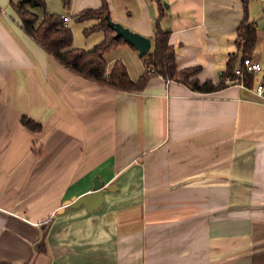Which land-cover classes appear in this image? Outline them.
Instances as JSON below:
<instances>
[{
  "label": "crops",
  "instance_id": "obj_1",
  "mask_svg": "<svg viewBox=\"0 0 264 264\" xmlns=\"http://www.w3.org/2000/svg\"><path fill=\"white\" fill-rule=\"evenodd\" d=\"M68 1L71 17L101 3ZM110 4L112 20L150 40L158 20L170 32L177 68L201 66V82L219 81L231 53L240 61L241 0ZM247 6L256 26L251 57L264 66V0ZM11 13L0 0V208L32 226L19 225L20 233L0 221L1 263L264 264V212L199 218L264 204V99L253 90L260 75L252 87L227 83L212 92L155 75L139 92L118 91L65 68ZM138 57L136 75L127 67L133 79L145 69ZM22 115L41 128L23 126ZM95 175L116 181L99 213L82 206L55 213L87 192Z\"/></svg>",
  "mask_w": 264,
  "mask_h": 264
},
{
  "label": "trees",
  "instance_id": "obj_2",
  "mask_svg": "<svg viewBox=\"0 0 264 264\" xmlns=\"http://www.w3.org/2000/svg\"><path fill=\"white\" fill-rule=\"evenodd\" d=\"M241 1L244 15L236 30L240 61H237L238 54L236 52L231 53L217 82L210 79L201 82L196 78L195 75L201 70L199 65L177 68L176 49L174 45L169 43L170 32L163 29L158 20L151 37L152 47L140 57L145 68L143 73L133 79L121 59H115L108 63L104 56L105 53L120 43L127 42L121 37H114L115 31L107 24L105 15L110 16L107 0H101L98 7H87L73 15L77 21H94L91 26L84 28L83 31L86 35L95 31H100L103 35L101 41L89 49L73 46L71 28H65L61 25V14L45 10V0H20L18 2L9 0V4L23 32L42 50L79 77L114 90L139 92L151 76L157 75L184 83L195 91L212 92L225 87L227 83L235 84L234 80L238 76L235 73V67H242L243 58H252L256 40V26L255 21L248 17V0ZM63 3L67 5L69 1L63 0ZM32 7L41 8L43 10L41 16L34 12ZM161 15L160 8L158 19ZM256 78L255 73L244 72L242 80L245 86L252 87ZM20 122L32 131H38L41 128L39 122L27 115H22Z\"/></svg>",
  "mask_w": 264,
  "mask_h": 264
},
{
  "label": "water",
  "instance_id": "obj_3",
  "mask_svg": "<svg viewBox=\"0 0 264 264\" xmlns=\"http://www.w3.org/2000/svg\"><path fill=\"white\" fill-rule=\"evenodd\" d=\"M105 19L107 21V24L115 31L114 37L123 38L124 41L129 43L138 51V54L140 56L146 54L149 51L151 47V40L149 37L129 29L120 22L112 20L108 14L105 15ZM115 187H116L115 180L105 183L103 180L98 178V175H95L92 180V186L87 192L78 196L77 195L71 196L63 200L60 206L56 209L55 213L59 214L65 211L66 209L77 208L82 206L89 214L96 215L105 206L104 191H114ZM239 212H264V204L249 203V204L227 206L205 212L204 214H201L199 218L204 221H207L219 216H223L231 213H239ZM0 221L6 224L5 226L4 224L2 225L0 224V226L8 227L9 225H12V227L19 230L18 232L20 233L25 230H22V227L19 225L21 224H23V226L31 225L24 218L14 215L2 208H0ZM102 225H103L102 226L103 229L107 233H109V229L111 228L110 224L105 223ZM5 231L7 230L5 229ZM46 232H47V228H45L44 231L40 233L39 242L45 243ZM33 248H35V251H38V242L34 245ZM262 257H264V254L260 255L259 258L262 259ZM239 260L240 258H234L232 260L221 262L218 264H239ZM0 264H6V263L0 262Z\"/></svg>",
  "mask_w": 264,
  "mask_h": 264
},
{
  "label": "rangeland",
  "instance_id": "obj_4",
  "mask_svg": "<svg viewBox=\"0 0 264 264\" xmlns=\"http://www.w3.org/2000/svg\"><path fill=\"white\" fill-rule=\"evenodd\" d=\"M13 1L18 2L20 0H13ZM107 1H109L108 4H110V0H107ZM112 1L115 7L117 8L120 7V0H112ZM6 2H8L9 7L11 8L9 4V0H6ZM32 8L31 9L34 10V12L39 13V15L41 16L42 11H43L41 8H34V7ZM109 8L111 9V4L109 5ZM45 10L48 12H54L57 14H67L68 13L71 17L70 7L68 6V10H67V6L66 5L64 6L63 0H45ZM11 14L15 16L13 10ZM110 18H111V14H110ZM93 23H94L93 20L77 21L73 17L70 18V22L68 26L71 28V31H72L73 46L89 49L93 47L96 43L101 41L102 39L101 32L95 31V32H92L86 35L83 31L84 28L91 26ZM121 46H129V45H120V46L110 49L109 51L105 53L104 55L105 59H110L114 57H117V58H114V60L123 59L122 61H124V63L128 67L130 74L136 75L135 71L137 67V62L139 64L138 53H136L134 49H129L132 47H121Z\"/></svg>",
  "mask_w": 264,
  "mask_h": 264
},
{
  "label": "built area",
  "instance_id": "obj_5",
  "mask_svg": "<svg viewBox=\"0 0 264 264\" xmlns=\"http://www.w3.org/2000/svg\"><path fill=\"white\" fill-rule=\"evenodd\" d=\"M70 22V18L68 16H62L61 25L65 28H68V24ZM244 72L247 73H255L256 75H260L259 79H257L254 85V93L264 99V66L258 60H254L250 57H245L242 60V67L236 66L235 73L238 75L234 80L235 84L243 86L244 82L242 78L244 77Z\"/></svg>",
  "mask_w": 264,
  "mask_h": 264
}]
</instances>
